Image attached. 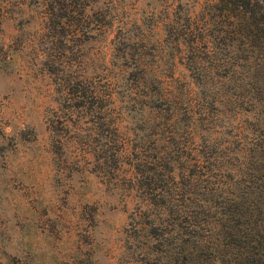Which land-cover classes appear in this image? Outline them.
<instances>
[{
	"label": "trees",
	"instance_id": "1",
	"mask_svg": "<svg viewBox=\"0 0 264 264\" xmlns=\"http://www.w3.org/2000/svg\"><path fill=\"white\" fill-rule=\"evenodd\" d=\"M35 1L30 39L58 92L55 141L67 146L84 117L77 136L99 167L134 170L121 262L264 264V0L179 3L152 49L115 32L102 74L87 72L84 43L113 18L99 22L87 0Z\"/></svg>",
	"mask_w": 264,
	"mask_h": 264
},
{
	"label": "rangeland",
	"instance_id": "2",
	"mask_svg": "<svg viewBox=\"0 0 264 264\" xmlns=\"http://www.w3.org/2000/svg\"><path fill=\"white\" fill-rule=\"evenodd\" d=\"M202 1L87 0L99 22L114 20L84 43L87 72L102 74L115 32L144 36L152 49L173 7ZM41 11L35 0H10L1 15L0 264H123L134 170L125 161L116 170L99 167L77 136L88 130L84 117L70 123L67 146L55 141L48 116L58 92L30 39L41 27ZM174 73L189 79L179 61Z\"/></svg>",
	"mask_w": 264,
	"mask_h": 264
}]
</instances>
